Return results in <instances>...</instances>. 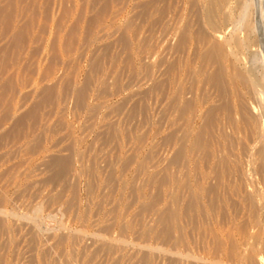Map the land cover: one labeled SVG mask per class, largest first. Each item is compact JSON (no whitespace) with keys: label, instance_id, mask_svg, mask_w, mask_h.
I'll list each match as a JSON object with an SVG mask.
<instances>
[{"label":"rangeland","instance_id":"374dc122","mask_svg":"<svg viewBox=\"0 0 264 264\" xmlns=\"http://www.w3.org/2000/svg\"><path fill=\"white\" fill-rule=\"evenodd\" d=\"M263 151L264 0H0V264H264Z\"/></svg>","mask_w":264,"mask_h":264},{"label":"bare ground","instance_id":"6f19581e","mask_svg":"<svg viewBox=\"0 0 264 264\" xmlns=\"http://www.w3.org/2000/svg\"><path fill=\"white\" fill-rule=\"evenodd\" d=\"M207 1V0H206ZM238 1V0H237ZM215 2V1H214ZM235 2H236V0H235ZM226 3V2H225ZM206 4V3H205ZM208 4V3H207ZM211 4V3H210ZM227 4V3H226ZM219 5V4H218ZM217 5V6H218ZM221 5H222V3H221ZM213 6V5H212ZM215 6V5H214ZM211 8V7H210ZM211 9H213V8H211ZM231 9V8H230ZM210 10V9H209ZM215 10V9H214ZM199 11V10H198ZM209 12V11H208ZM211 12H212V10H211ZM241 12V11H240ZM216 13V12H215ZM228 13V12H227ZM206 14V13H205ZM212 14V13H211ZM211 14H208V16L209 15H211ZM214 14V13H213ZM245 14V13H244ZM212 16V15H211ZM227 16H228V14H227ZM203 17V16H202ZM206 17V16H205ZM210 17V16H209ZM208 17V18H209ZM229 17V16H228ZM227 17V18H228ZM248 17V16H247ZM250 17V16H249ZM200 19V18H199ZM218 19V18H217ZM229 19V18H228ZM207 20V19H206ZM223 20V19H222ZM225 20V19H224ZM211 21V20H210ZM214 21V20H213ZM237 21H238V19H237ZM236 21V22H237ZM247 21V20H246ZM197 22V21H196ZM200 22V21H199ZM249 22H250V20H249ZM252 23V22H251ZM214 24V23H213ZM224 24V23H223ZM245 24V23H244ZM193 25V24H192ZM195 25V24H194ZM225 25V24H224ZM246 25V24H245ZM201 26V25H200ZM199 27V26H198ZM213 27V26H212ZM248 27V26H247ZM189 28H191V27H189ZM214 28V27H213ZM241 28V27H240ZM249 28V27H248ZM252 28V27H251ZM213 30H215V28L213 29ZM238 30V29H237ZM204 32V31H203ZM246 33V32H245ZM200 34V33H199ZM246 35V34H245ZM208 37V36H207ZM204 38V37H203ZM237 38H238V36H237ZM241 41V40H240ZM253 41V40H252ZM239 42V41H238ZM237 43V42H236ZM249 43V42H248ZM233 44H234V42H233ZM253 44V43H252ZM237 45V44H236ZM240 45V44H239ZM256 45V44H255ZM249 46V45H248ZM243 47V46H242ZM213 53V52H212ZM262 152V151H261ZM263 153H264V151H263ZM256 160V159H255ZM257 161V160H256ZM253 164H255V163H253ZM250 166V165H249ZM258 166V165H257ZM261 166V165H260ZM254 168L256 167V166H253ZM262 167V166H261ZM251 169H252V167H250ZM256 169H258V167L256 168ZM263 169V168H262ZM262 169H259V170H262ZM259 174H261V173H259ZM250 181H251V179H250ZM252 184V183H251ZM252 188V187H251ZM248 189V188H247ZM257 191V190H256ZM259 191V190H258ZM262 191V190H261ZM246 192V191H245ZM215 193V192H214ZM247 193V192H246ZM251 193V192H250ZM259 194V193H258ZM248 195V194H247ZM251 196V195H250ZM255 196H257V195H255ZM261 196V195H260ZM253 197H254V194H253ZM252 198V197H251ZM247 199H248V197H247ZM261 200V199H260ZM253 203V202H252ZM264 203V202H263ZM258 204V203H257ZM255 205V204H254ZM249 206V205H248ZM253 207V206H252ZM262 207H264V206H262ZM255 208V207H254ZM256 209V208H255ZM260 210V209H259ZM261 211V210H260ZM262 215V214H261Z\"/></svg>","mask_w":264,"mask_h":264}]
</instances>
